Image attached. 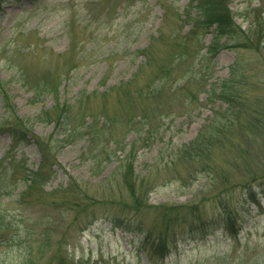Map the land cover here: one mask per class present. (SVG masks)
<instances>
[{"label":"rangeland","instance_id":"obj_1","mask_svg":"<svg viewBox=\"0 0 264 264\" xmlns=\"http://www.w3.org/2000/svg\"><path fill=\"white\" fill-rule=\"evenodd\" d=\"M197 2L0 0V125L13 111L35 118L31 134L61 138L63 127L45 120L64 104L71 106L73 128L86 131L94 125L93 144L86 135L75 142L68 139L42 172L36 141L13 147L11 134L0 131V213L5 217L0 223V264H264V198L260 205L246 204L239 194L250 173L264 174V129L261 133L256 122H248L264 110V44L258 50L243 47L241 35L220 34L215 24L207 31L199 28V38L193 36L186 44L189 54L181 66L179 60L174 63L194 25L186 8ZM229 7L234 22L247 32L264 28V0H229ZM209 45H214L207 60L210 69L190 77L193 50L205 54ZM147 48L150 61L145 64ZM164 62L175 70L167 84L152 95L146 96V89L139 92ZM227 81L235 97L225 110L227 102L213 88ZM218 121H238L241 129L217 134ZM203 132L204 141L213 133V147L203 157L211 172L202 170L198 158L191 163L181 156L166 165L176 157L174 152ZM134 141L135 171L149 190L145 205L151 206L137 214L128 207L120 210L130 202L121 173ZM113 151L122 157L120 164L105 158ZM208 174L221 176L211 184ZM70 182L80 185L76 198L71 196L81 206L51 211L52 200L69 197L62 192ZM229 187L237 190L228 196L231 203L244 205L239 232L231 236L217 230L202 240H182L153 262L143 250L141 232H126L105 220V212L120 210L142 218L147 228L161 219V205L210 195L212 210L219 205V192ZM85 192L97 199L84 198ZM114 198L119 207L105 202ZM218 212L215 208L211 214Z\"/></svg>","mask_w":264,"mask_h":264},{"label":"trees","instance_id":"obj_2","mask_svg":"<svg viewBox=\"0 0 264 264\" xmlns=\"http://www.w3.org/2000/svg\"><path fill=\"white\" fill-rule=\"evenodd\" d=\"M187 17H190L194 23L191 30H188L185 35V45L189 43V41H193V36L198 37L200 34V29L204 28L207 31V28H211L213 25L216 24V29L218 33L234 35V37H238L241 35L238 40L243 47L250 46L254 50H258L260 48V44H264V28L258 25L257 27H250L249 32L245 29H242L238 26L233 20V12L232 9L229 7V0H198L197 4L193 5V3L187 6L186 11ZM193 12L194 15L191 14ZM249 15V13H246ZM255 19H261L260 17L253 15ZM253 22V21H252ZM200 28V29H199ZM252 39V40H251ZM254 39V40H253ZM256 39V41H255ZM183 40V39H182ZM253 41V42H252ZM201 40L198 42L200 43ZM184 45V41L182 42V46ZM179 46V45H178ZM213 46H208L207 51L205 54H202L200 49H194V54L192 55V59H190L189 68L193 70L190 77H197L200 73H205V67L207 71L210 69V65L207 62L211 61L213 55L211 54ZM149 48L144 49L146 59L144 62L145 64L149 63L150 56ZM189 54V46L182 47L179 52L176 53L175 61L179 60L177 63L181 66L180 62L184 60L183 58ZM191 55V54H190ZM204 61V62H203ZM160 64L156 74L153 75V79L149 85L140 88L139 92H143L146 89L145 95H152V93H156L160 87V85L165 86L171 74L175 72L173 71V64L169 63ZM165 66L163 70L162 67ZM237 66L240 67L239 63L237 62ZM198 67V68H194ZM190 70H186L188 72ZM155 80V81H154ZM228 80V79H227ZM158 81V82H157ZM160 81V83H159ZM153 82V83H152ZM228 82H224L220 87H214L213 91L216 92L218 89V93L216 95L224 99L227 102L228 106L225 110L228 109L232 105V100L235 97L230 91ZM132 82H129L126 85H129ZM140 95V93H138ZM241 101V100H239ZM242 107L245 106L242 101L240 102ZM69 107L70 105H61V109L59 113L55 114V116L47 115L46 120L55 121V123L63 127L64 136L61 138H54L53 136L49 137L50 139H44L41 135H37L36 133H30V123L33 119L32 117H20L13 111H10L9 115L7 116L6 120L3 122V125H0V131L7 130L12 136L13 147H17L18 145L29 143L30 141H36L37 148L41 153V163L39 165L38 170L42 172L43 169L47 166L51 158L53 157V152L60 147V144L63 142H67L68 139H72V142H75L76 139L79 137L87 136V140L90 144L94 143V129L92 126V122L88 125L87 130L78 131L72 127V118L69 116ZM260 111V112H259ZM264 110H257V114L253 115L252 118H249L248 122H252L251 124L257 128H260L261 133L264 129V119L263 122L261 121L264 113ZM258 115V116H257ZM40 118V116H37ZM142 119H144L142 117ZM254 120V121H253ZM256 120V121H255ZM230 121L229 123H223L218 121V131L217 134L221 133L224 129L232 130L237 127L241 129L240 122H233ZM262 126V128H261ZM91 128V129H90ZM89 129V130H88ZM84 131V132H83ZM150 132V131H149ZM203 134V135H202ZM198 138H196L191 144L184 145L182 149L180 148L176 153L174 152L175 158L167 160L166 165L172 164L177 157H184L191 163L194 162L197 158L200 159L204 164L202 170L210 171L212 166L210 161L208 162L203 160L204 155L210 152V149L213 147L211 138L213 137V133L208 132V134H212L209 137H206V141H204L205 133L203 132ZM217 138V136H216ZM48 140V141H47ZM221 140L219 139V142ZM112 142V141H109ZM113 144L117 146V141L113 140ZM113 150V146L111 147ZM135 150H136V142L134 141L132 145H130L128 153L123 157H127V161L125 164L122 165L124 168L122 171L121 181L123 185L126 187V192L130 197V202H126L121 204L120 210L125 208H130L133 211L141 212L144 206L151 207L150 205H145L147 199V193L149 190H145L143 180H140L139 174L135 171ZM98 151L102 153L104 151L103 148L99 147ZM97 158V156H96ZM108 161H113L116 159L118 164H120V155L117 152L113 151L112 154H108L107 157ZM96 161V160H95ZM117 164V165H118ZM119 166V165H118ZM103 167V166H102ZM37 170V171H38ZM246 170V169H244ZM247 172H251L250 170H246ZM38 174V173H37ZM217 177L221 176V174L216 175ZM216 176H211L208 174V182L211 184L215 181ZM223 176H226L224 174ZM249 176L251 177L250 180L245 183L244 185L240 186V197H242L243 203L246 204H258L260 205L262 202V198H264V174L260 177H255L253 173H250ZM258 179V181H256ZM34 181L28 184V188L30 189L33 186ZM209 184V183H208ZM77 186L80 187L79 184H75V182H70L63 188L64 194L68 195L69 197H64L61 202H53L56 200H52L49 203L50 209L58 210L63 207V205L72 208L73 205L78 207L81 206L78 202H76L71 194L74 193V198H76L78 191ZM81 190H83L81 188ZM233 191H237L236 189L224 188L222 191L219 192L220 197L218 198V204L212 207V210L218 208L219 212L218 215L211 214L212 210H209V198L210 195L195 200L192 199L191 201L185 204H171L168 206L163 204V215L161 219L157 222L151 224L146 228V224L140 217H131V216H124L126 214L123 211H116V212H105L104 215H107L105 220L113 221L116 227H120L121 229L125 230L126 232H141L142 233V242H143V250L147 253L150 261L153 262L155 256H161L165 258L167 254L171 252V247L177 248V245L186 239L192 240H202L207 238L209 235L214 234L217 230H221L225 235H235L239 232L240 229L243 227V217L241 213V209H244V205L242 202L240 207L231 203V198H228L229 194ZM86 193V192H85ZM84 193V194H85ZM207 193V192H206ZM76 194V196H75ZM227 195V196H226ZM84 198L89 197V199L95 200L93 196L87 195V193L83 196ZM106 199L105 202L111 205H117L119 201L117 199L108 200ZM95 202V201H92ZM76 206L73 207L76 208ZM83 211L82 209H80ZM86 210V208H85ZM80 212V211H79ZM96 218L98 216L96 215ZM5 217L0 213V223L3 222Z\"/></svg>","mask_w":264,"mask_h":264}]
</instances>
